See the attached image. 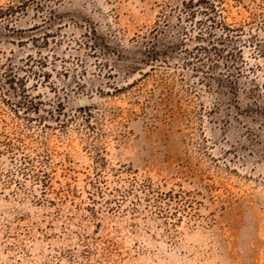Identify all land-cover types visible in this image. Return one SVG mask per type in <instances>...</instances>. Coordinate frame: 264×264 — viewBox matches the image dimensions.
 <instances>
[{
	"label": "rangeland",
	"instance_id": "374dc122",
	"mask_svg": "<svg viewBox=\"0 0 264 264\" xmlns=\"http://www.w3.org/2000/svg\"><path fill=\"white\" fill-rule=\"evenodd\" d=\"M0 264H264V0H0Z\"/></svg>",
	"mask_w": 264,
	"mask_h": 264
},
{
	"label": "water",
	"instance_id": "95a60500",
	"mask_svg": "<svg viewBox=\"0 0 264 264\" xmlns=\"http://www.w3.org/2000/svg\"><path fill=\"white\" fill-rule=\"evenodd\" d=\"M81 105H85V102H84V101H82V102H81Z\"/></svg>",
	"mask_w": 264,
	"mask_h": 264
}]
</instances>
